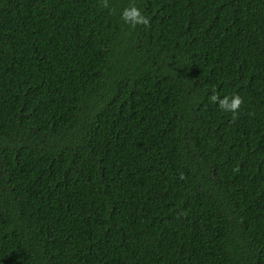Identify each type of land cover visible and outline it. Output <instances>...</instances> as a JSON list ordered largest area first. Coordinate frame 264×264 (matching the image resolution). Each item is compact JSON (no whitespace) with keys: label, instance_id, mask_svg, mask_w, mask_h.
<instances>
[{"label":"trees","instance_id":"obj_1","mask_svg":"<svg viewBox=\"0 0 264 264\" xmlns=\"http://www.w3.org/2000/svg\"><path fill=\"white\" fill-rule=\"evenodd\" d=\"M108 4L0 0V264H264V0Z\"/></svg>","mask_w":264,"mask_h":264},{"label":"clouds","instance_id":"obj_2","mask_svg":"<svg viewBox=\"0 0 264 264\" xmlns=\"http://www.w3.org/2000/svg\"><path fill=\"white\" fill-rule=\"evenodd\" d=\"M102 7L109 8L108 0H101ZM121 20L131 26L132 28H135L137 25H143L145 27L149 26L150 20L149 18L142 13L140 8H138L135 4H130V6L125 7L121 14H120ZM212 95L210 96V101L217 103L218 107L226 112L230 113L233 120H235L238 115L241 108V105L243 104V99L240 95L235 94L232 96H224L221 98L217 93L216 89L213 86L211 89ZM183 178V177H181Z\"/></svg>","mask_w":264,"mask_h":264}]
</instances>
